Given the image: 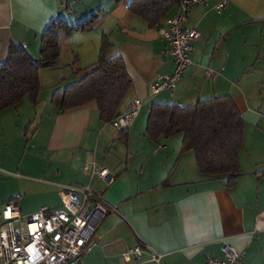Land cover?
<instances>
[{
    "label": "crops",
    "instance_id": "1",
    "mask_svg": "<svg viewBox=\"0 0 264 264\" xmlns=\"http://www.w3.org/2000/svg\"><path fill=\"white\" fill-rule=\"evenodd\" d=\"M130 1L0 0V64L10 44L39 60L40 37L53 20L75 25L95 16L87 31L60 36L54 67L39 70L37 104L22 100L0 113L1 138L21 135L23 128L25 137L26 129L34 126L28 145L39 148L46 160L43 175L57 180L44 182L55 189L46 204H55L57 198V205H36L26 213L17 206L26 216L42 207L59 208L60 191L68 186H89L100 194L110 210L79 264H203L220 259L224 245L243 254L241 264H264V0H226L220 12L215 6L223 0L192 7L183 22L184 28L199 32L191 44V64L174 92L157 95L150 92L151 85L174 68L160 30L178 13V5L159 27L150 29L129 13ZM103 35L111 43L106 57L122 58L132 84L118 115L134 99L143 103L125 131L101 122L95 102L61 113L50 104L54 92L94 69ZM220 96L231 98L244 121L237 151L240 176L229 188L201 174L191 152L180 151L182 134L155 142L145 134L152 103L186 107ZM109 128L118 133L116 140H111ZM117 142L122 148L112 152L109 165L102 156ZM86 160L108 169L114 182L106 187L98 177L84 173ZM134 247L145 256L156 251L162 258L137 262L127 253Z\"/></svg>",
    "mask_w": 264,
    "mask_h": 264
},
{
    "label": "trees",
    "instance_id": "2",
    "mask_svg": "<svg viewBox=\"0 0 264 264\" xmlns=\"http://www.w3.org/2000/svg\"><path fill=\"white\" fill-rule=\"evenodd\" d=\"M179 0H132L128 11L148 28L160 26ZM95 16L78 24L53 20L40 37L39 56L31 58L22 46L10 44L6 60L0 64V113L22 100L35 106L41 90L40 68H53L60 54V36L87 31ZM111 46L103 35L97 63L76 83L54 92L50 104L64 112L90 102L97 106L101 122L118 115L120 105L131 88L121 57L107 58ZM244 121L229 96L197 100L186 107L152 103L148 108L145 134L151 142L182 134V153L191 152L199 172L232 187L240 176L237 151L241 147Z\"/></svg>",
    "mask_w": 264,
    "mask_h": 264
},
{
    "label": "built area",
    "instance_id": "3",
    "mask_svg": "<svg viewBox=\"0 0 264 264\" xmlns=\"http://www.w3.org/2000/svg\"><path fill=\"white\" fill-rule=\"evenodd\" d=\"M207 0H179L178 13L167 19L160 34L169 43V55L174 68L169 74L159 76L150 87L152 95L164 91L174 92L186 68L191 64L192 42L199 38V32L184 28L187 12ZM226 0L215 6L220 12ZM211 70L206 72L207 76ZM143 103L134 99L127 104L123 114L109 123L117 131L128 130L138 116ZM84 173L101 179L106 187L114 182L108 169L97 166L93 160H86ZM61 205L50 209L42 207L30 215H22L14 201L0 209V264H79L82 254L92 244L97 225L109 213V206L102 196L89 186H68L60 191ZM137 262L148 259L159 262L162 254L151 251L147 256L140 247L127 249ZM222 257L212 258L203 264H241L243 254L229 245L221 248Z\"/></svg>",
    "mask_w": 264,
    "mask_h": 264
},
{
    "label": "rangeland",
    "instance_id": "4",
    "mask_svg": "<svg viewBox=\"0 0 264 264\" xmlns=\"http://www.w3.org/2000/svg\"><path fill=\"white\" fill-rule=\"evenodd\" d=\"M33 129L34 126L27 128L25 137H23L25 128L21 130V135H18L19 132H14L10 136L6 134L3 138L0 137V208L11 199L18 201L17 205L23 213H26L27 208L36 207V205L39 207L57 205V198H53L55 204H46L49 192L55 189H50L44 184L54 183L57 180L43 175L44 170L47 169L44 164L46 160L39 148L34 149L28 145ZM109 130L113 136L111 140H116L118 133L113 129L109 128ZM101 145L106 146V144ZM121 148V142L109 148L108 156H102L105 163L110 165L112 163L110 155L116 150L120 151ZM99 158L101 159V155Z\"/></svg>",
    "mask_w": 264,
    "mask_h": 264
}]
</instances>
